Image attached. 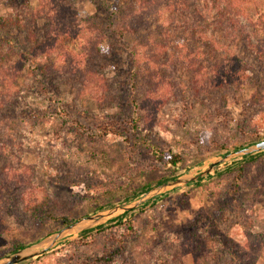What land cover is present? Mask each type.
Here are the masks:
<instances>
[{
	"label": "rangeland",
	"instance_id": "1",
	"mask_svg": "<svg viewBox=\"0 0 264 264\" xmlns=\"http://www.w3.org/2000/svg\"><path fill=\"white\" fill-rule=\"evenodd\" d=\"M203 1L201 23L210 26L214 3ZM70 2L76 21L90 18L103 25L124 5V0ZM39 5V0H28L30 8ZM22 7V0H0V19L21 14ZM167 17L164 13V22ZM234 20L242 31L229 30L231 35H227L222 26L209 30H214L220 44L228 45L217 54L223 61L217 82L196 94L183 65L175 63L163 70L167 75L164 91L173 99L155 116L152 128L140 121L134 130L132 124L126 48L142 34L126 36L123 46L115 49V61L101 65L100 74L113 84L107 105L80 93L78 80L60 72L43 83L25 76L18 79L12 90H21L19 96L0 110V169L23 175L29 168L36 186L26 202L16 181L3 182L0 259L11 255L15 244L29 246L54 236L67 226L53 218L71 214L80 222L75 230L65 232L48 251L19 264H104L97 262L103 254L114 259L105 264H195L194 256L183 251L188 241L202 246L197 264H224L232 249L252 254V264H264V154L246 167L240 180L236 175H216L234 164L245 165L243 155L218 161L235 152L227 148L240 143L246 149L264 140V0H252L242 17ZM39 29L42 41L44 24ZM3 36L17 40L20 47L16 50L26 49L16 28L8 27ZM9 49L1 39L0 67L17 62ZM61 49L78 53L80 45L65 37ZM231 55L238 59L241 80L232 74L233 66L227 61ZM62 60L54 53L50 62L60 69ZM227 74L235 78L232 85ZM76 122L80 127L70 126ZM104 128L111 133L99 137ZM172 155H179L189 166L186 172L178 165L176 179L193 178L213 167L197 185L167 187L161 193L164 197L150 209H143V204L132 210L143 209L134 213L133 231H125L129 217L122 224L110 223L121 216L119 212L98 221L89 219L144 197L147 191L128 202L124 198L145 185L155 189L156 180L171 170L168 159ZM84 229L93 231L87 245L68 246ZM220 238L223 241L217 245Z\"/></svg>",
	"mask_w": 264,
	"mask_h": 264
},
{
	"label": "trees",
	"instance_id": "2",
	"mask_svg": "<svg viewBox=\"0 0 264 264\" xmlns=\"http://www.w3.org/2000/svg\"><path fill=\"white\" fill-rule=\"evenodd\" d=\"M203 2V0H124V5L111 14L103 25L90 18L76 21L77 13L70 0H39L40 5L35 9L28 6V0H22L21 14L17 15L15 12L0 19V40L3 39V43L9 46L10 53L12 51L17 57L15 64L0 67V110L6 108L19 96L21 90L13 92L12 89H16L20 77L25 76L43 83L51 74L77 79L80 93L85 92L90 95L97 104H109L108 101L113 97L112 79L100 74L101 65L107 67L109 63L115 61V49L123 46L122 42L126 36L134 37L142 34L126 48L130 60L129 79L132 81L130 96L134 97L130 102L134 112L132 124L134 130L138 128L137 123L140 121L146 127L152 128L155 116L173 99L170 98L168 90L167 94L164 91L167 75L163 70L172 67L175 63L183 65L190 72V86L196 94H199L203 87H207V84L212 85L217 82L215 78L223 71V67L219 65V62L223 61H220L217 54L220 48H226L228 45L220 44L215 33L212 32L221 26L227 35H231V31H242V28L236 26L238 20L234 19L242 17L246 6L252 3V0H213L215 12L210 26L201 23L203 20L201 13L206 8ZM164 13L168 15L167 22L163 20ZM40 24H44L46 29L42 41H39ZM211 26L214 30L210 33ZM8 27L18 30L24 40L23 44L27 45L25 50H16L20 47L17 40L3 36ZM65 37L76 39L80 45V52H63L61 42ZM54 53H58L63 58L61 64L63 63L64 66L60 69L55 63L50 62ZM213 61L211 68H207L208 63ZM227 61L229 66H233L232 74L239 76L240 80L243 79L238 59L231 55ZM56 72L60 73L56 74ZM227 78L231 80V85L235 82L231 74H227ZM75 125L80 127L77 122L74 125L70 124L72 127ZM108 133H111L109 129L104 128L98 136L105 137ZM113 133L117 132L113 131ZM227 149L239 151L244 147L243 144L236 143ZM262 154L264 151L255 156H243L245 165L234 167L237 165L234 164L221 172H216V175L219 177L226 174L236 175V179L240 180L245 176L246 167L255 163ZM168 162L171 170L156 180L157 185L176 179L178 165H181L186 172L189 170V166L185 165V161L179 155H172ZM23 172L24 174L21 175L6 167L0 169V191L3 189V182L16 181L17 185L23 188L22 197L27 202V199L30 200L34 196L36 184L29 168H25ZM208 177L209 175L206 176ZM202 180L203 178H199L190 184L197 185ZM149 188V185H145L139 192L130 193L131 197L124 198L126 202L131 201ZM163 197L164 195H161L148 201L143 205V209H150ZM1 198L0 194V203ZM98 209L101 207L99 206ZM143 209L124 213L110 223L122 224V221L129 217L125 221L127 222L125 231H133L134 213L140 214ZM53 220L65 226L76 222L71 214L54 217ZM92 232V230L83 231L79 239L67 245L86 246L88 239L93 236ZM222 241L223 239L220 238L217 245H221ZM248 246L251 248L252 244ZM26 247L28 245L15 244L11 253ZM182 247L186 255L194 256L197 264L202 257L200 256L202 246L196 241H188ZM230 253V260L224 264L253 263H251L252 254L247 251L232 249ZM97 262L112 263L114 259L111 255L103 254L97 257Z\"/></svg>",
	"mask_w": 264,
	"mask_h": 264
},
{
	"label": "water",
	"instance_id": "3",
	"mask_svg": "<svg viewBox=\"0 0 264 264\" xmlns=\"http://www.w3.org/2000/svg\"><path fill=\"white\" fill-rule=\"evenodd\" d=\"M261 151H264V140L256 143L254 146H252L250 148L235 151L234 153H232L228 156H225L224 159H220L218 161H225V160H228L229 158H231L233 156H240V155L246 156V155H250L249 153H251V152H261ZM216 163H218V162H216ZM212 167H213V165L209 166L208 170H206L205 172H203L200 175L195 176L193 178H189V179H185V180H181V179L169 180L165 183L158 185L155 189L148 190L144 197H141L137 200H133L130 204L123 205L121 207L120 206L114 207L110 210L103 212L102 214H99V216H96L94 218H89V219L93 220V221H98L107 215H112V214L117 213V212H119L120 215H123L124 213L135 210V209L139 208L141 205L147 203L148 201L153 200L158 195H161V193L167 187L175 186V185L182 184V183L187 184L189 182L196 181L199 178H202V176L207 174L212 169ZM79 223L75 222L71 225H68L66 228L58 231L54 236H51L47 240H44V241L39 242L37 244L30 245V246H28L22 250H19V251L12 253L11 255H9L3 259H0V264H19L20 262H23V261H26L28 259H31V258H34V257L41 255L42 253L48 251L56 243V241L59 240L63 236V234L65 232L75 230L76 227L79 225ZM82 231H87V230L84 229ZM43 245H46V246L41 248ZM37 247H40V248H37Z\"/></svg>",
	"mask_w": 264,
	"mask_h": 264
}]
</instances>
